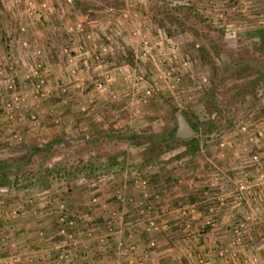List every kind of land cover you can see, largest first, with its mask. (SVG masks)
Wrapping results in <instances>:
<instances>
[{
    "label": "rangeland",
    "instance_id": "374dc122",
    "mask_svg": "<svg viewBox=\"0 0 264 264\" xmlns=\"http://www.w3.org/2000/svg\"><path fill=\"white\" fill-rule=\"evenodd\" d=\"M0 34V56L10 52L20 76L40 64L48 92L24 102L12 132L0 121V158L25 161L0 186L6 196L35 211L50 186L60 197L82 183L108 212L86 238L117 227L142 240L139 252L116 241L134 259L119 264H149L155 235L171 229L194 237L197 264H264V0H0ZM181 112L197 123L186 139L175 136ZM64 200L49 211L74 232Z\"/></svg>",
    "mask_w": 264,
    "mask_h": 264
},
{
    "label": "crops",
    "instance_id": "0c3cea01",
    "mask_svg": "<svg viewBox=\"0 0 264 264\" xmlns=\"http://www.w3.org/2000/svg\"><path fill=\"white\" fill-rule=\"evenodd\" d=\"M3 20L5 18H2ZM4 38L0 34V40ZM2 51L3 49L0 50V54ZM52 75L49 77L51 78ZM78 182L76 183L78 184ZM79 184L83 185L80 182ZM81 185L73 183L69 187L70 189L74 187L75 190H69L60 196L63 200L65 199L68 211L77 214L79 223H77L74 232H71L72 229L62 226L56 216L49 211L50 206L55 208L53 204L61 199L57 194L58 190H54L53 186H50L51 190L48 193L51 196H48L44 202V205H49L48 208L44 206V209L40 206L41 204L37 203L35 211L33 207L28 206L29 203L23 199V196L15 195L14 199H10L3 189H0V204L3 205V212L0 215V264H119L127 258L121 259L116 252L115 245L119 240L123 241L125 246L134 244L139 252L142 240L127 238L126 229L117 230V227L114 228L112 238L108 240L103 239L100 235L86 238L85 235L89 230H93L95 234H100L103 231V221L108 212L104 206L101 207L106 199L103 202L100 201L96 206H91L89 204L91 192L83 191ZM102 197H107V194L101 193L100 198ZM119 205V210L121 209L123 213L126 211L127 216L133 215L131 208ZM16 212L18 213L16 214ZM88 216H91L96 222L93 224L87 222ZM138 221L131 224V229L135 232L142 228V224ZM198 224L195 222V227ZM193 239L194 237L192 238L177 229H171L164 236L155 235L159 251L156 254H151L149 264H197L199 244ZM247 246L252 250L253 247L258 246V243ZM260 249L261 247L253 253L260 256L258 254ZM60 252L65 253L63 261L58 260ZM245 256L249 257V255H245V252H242V255H238L237 260L242 262ZM127 259L134 260L131 257Z\"/></svg>",
    "mask_w": 264,
    "mask_h": 264
},
{
    "label": "built area",
    "instance_id": "2783aa9c",
    "mask_svg": "<svg viewBox=\"0 0 264 264\" xmlns=\"http://www.w3.org/2000/svg\"><path fill=\"white\" fill-rule=\"evenodd\" d=\"M35 54L40 55V51L37 50ZM0 61V102L2 105L0 121L3 120L4 122L3 130L9 129L8 131L12 132L10 128L11 122H13L15 117L22 116L18 111L19 108L24 106V102L30 99L32 104L36 105L45 98L48 92L45 89V80L40 75V64L30 66L26 73L20 76L17 74V71L21 65L10 52H7L4 57H1ZM72 61L73 58H69L68 64L72 63ZM72 72L74 73L75 71L72 70ZM105 83L111 84L112 79L109 76H104L101 80H98L96 84L97 90L103 91ZM19 85L28 90V93L24 92V95L21 97L16 95V87ZM29 119L33 127L37 125L38 120L36 114L29 115ZM18 120H21V118ZM13 136L17 142L22 141V137L19 134L14 133Z\"/></svg>",
    "mask_w": 264,
    "mask_h": 264
},
{
    "label": "trees",
    "instance_id": "16d2710c",
    "mask_svg": "<svg viewBox=\"0 0 264 264\" xmlns=\"http://www.w3.org/2000/svg\"><path fill=\"white\" fill-rule=\"evenodd\" d=\"M215 96L210 94L207 96V98L204 100L207 104H213L215 103ZM183 118L186 120V122L188 123V125L191 127V129L193 130V132L196 131V127H197V123L196 122H192L189 118V114L186 112H181ZM166 138L171 139V140H175L176 137L174 136V132H168L167 134H165ZM164 138V139H166ZM52 145V144H51ZM47 147V146H45ZM40 150L39 146H31V148H29V150H26L27 153L30 154H36L38 153ZM25 161L23 160H19V161H11V160H7V159H3L0 158V186H9L10 184V175L12 173L16 174V172H18V170H20V164H23Z\"/></svg>",
    "mask_w": 264,
    "mask_h": 264
},
{
    "label": "water",
    "instance_id": "95a60500",
    "mask_svg": "<svg viewBox=\"0 0 264 264\" xmlns=\"http://www.w3.org/2000/svg\"><path fill=\"white\" fill-rule=\"evenodd\" d=\"M193 135V130L187 124L186 120L182 115H178L177 117V129L175 132V136L178 138L186 139Z\"/></svg>",
    "mask_w": 264,
    "mask_h": 264
}]
</instances>
